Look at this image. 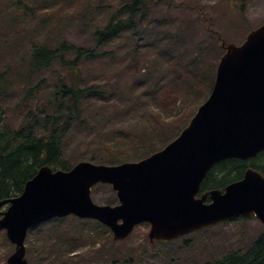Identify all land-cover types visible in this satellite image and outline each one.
<instances>
[{"label":"rangeland","instance_id":"rangeland-1","mask_svg":"<svg viewBox=\"0 0 264 264\" xmlns=\"http://www.w3.org/2000/svg\"><path fill=\"white\" fill-rule=\"evenodd\" d=\"M23 1L29 3V7L34 10L27 12L22 7H12L9 0H0V73H5V84L9 82L14 85L16 93L20 95L11 102V109H8L4 118L15 127L19 126L20 119L24 116L22 110L25 103L33 106L36 102L39 104V98L32 102L23 97L26 87L24 84L27 81V87H31L39 80L45 79L39 96L41 102L46 105L50 99V94L44 92L46 83L53 84L48 89L52 90L58 81L57 78L63 77L66 78L65 81L70 82L68 71L59 64L37 74L30 73L29 53L25 51V43L36 40L43 44L46 42L56 45L59 41L67 39L82 46L92 45L91 32L96 25L102 23L109 9L113 10L127 0ZM145 2L149 6L150 22L144 20L142 27H146L147 31L139 37L136 35L138 49L135 48L134 37L123 42H120L119 38L112 44L114 53H109L108 57L103 59H99L102 56L84 59L80 67L76 68L77 72L80 70L79 78L85 84H92L95 79L105 80L106 83L103 84L102 100L90 104L86 102L89 104L83 112L86 122L74 126L63 139L64 154L72 165L81 160L105 164L120 163L108 158V149L99 147L100 138L107 135L112 138L115 137L113 135H116V138L119 134L130 135L135 139L115 146L117 153L124 156L123 161H138L152 154L145 140L153 141L155 144L150 146L156 151L161 150L188 125L198 107L211 93L219 61L225 52L220 47L221 40L218 46L214 47L218 34H212L213 31L224 35L226 43L241 44L252 29L264 23V0ZM101 4L107 6L106 11H101ZM159 34L163 36L160 38ZM204 48L208 50L200 51ZM69 58L74 59L75 53H69ZM168 59L174 66L186 67L189 75L195 67L192 63L194 60L199 61L197 66L201 69H208L210 66L212 70L216 63V69L212 71V81L198 78L200 84L196 85L197 94L195 86L192 87L193 92L191 87L188 90L186 83L182 85L177 79L171 82L172 78H167L170 69ZM148 72L155 75L152 87L154 89L152 92L140 91L141 99L139 96L134 97L137 93L133 90L148 87L132 84V90L130 79L136 80V74L144 76ZM146 80L150 79L146 77ZM165 86L176 90L175 93L183 94L182 98L177 99L173 110L170 109L171 105H164L162 88ZM8 92L13 93L14 88ZM120 94L124 96L120 98ZM67 103L69 102L66 100ZM33 109L35 110L34 107ZM46 111L47 114L53 112L51 105ZM147 117L150 121L146 120ZM161 130L167 138L161 135ZM99 153H104L107 159H101ZM92 195L97 203H114L117 198L109 184L96 186ZM63 219L64 222H58L60 225L57 236L52 237L49 234L54 232V225H50L49 229L43 226L33 229V233L26 240V255L30 264H108L109 261L111 263L125 256H132L133 264H204L224 255L232 248L251 244L264 228L258 218L251 216L199 230L172 243L160 241L152 244L148 239V223L136 227L128 239L115 241L112 232L106 231L91 219H78L75 216ZM65 225L72 227L74 231L81 229L99 232L97 240L96 235L92 233L96 244L90 245L86 235V240H77V247L73 248L75 243L70 240ZM13 250L14 244L8 240L4 231H0V264H6L7 257ZM70 250L74 252L68 254ZM140 252L142 258L139 257Z\"/></svg>","mask_w":264,"mask_h":264},{"label":"water","instance_id":"water-1","mask_svg":"<svg viewBox=\"0 0 264 264\" xmlns=\"http://www.w3.org/2000/svg\"><path fill=\"white\" fill-rule=\"evenodd\" d=\"M223 46L211 94L161 150L114 165L89 160L68 170L43 165L20 195L0 199V231L15 245L7 264H29V229L69 214L100 220L115 240L149 222L153 242L251 215L264 224V174L253 167L225 189L199 195L215 164L248 160L264 150V23L243 43L223 41ZM98 183H112L120 203H96L91 193Z\"/></svg>","mask_w":264,"mask_h":264},{"label":"trees","instance_id":"trees-1","mask_svg":"<svg viewBox=\"0 0 264 264\" xmlns=\"http://www.w3.org/2000/svg\"><path fill=\"white\" fill-rule=\"evenodd\" d=\"M9 3L12 7H22L27 12L29 10H34L29 7V3L23 0H9ZM100 7L103 12L107 9L105 4H101ZM148 10L149 6L146 4L145 0H127L125 3L114 7L113 10L109 9L102 23H98L91 32V37L93 39L92 45L82 46L68 41L67 39L59 41L56 45H50L46 42L43 44L41 42H36V40L29 41V43L26 42L25 51L29 53L28 68L30 73L37 74L45 69L52 68L55 64H59L68 71L70 82L65 81L66 78L63 77L57 78L58 81L52 90L48 89L52 87L53 84L46 83L44 92L47 91L50 94L49 104L46 105L43 101L41 102V96H39L45 79L39 80L31 87H27V83H29L27 81V83L24 84L26 87L23 97L25 100L30 99L29 101L32 102L39 98L40 105L37 102L34 106L33 104L25 103L22 110L24 116L20 119L18 127L11 125L7 118H4V115L6 116L8 109H11V102H14V99L20 95L16 93L17 89L14 85L12 86L9 82L5 84V73H0V199L11 198L21 194L27 181L34 177L43 165H51L56 169L68 170L71 168L72 164L64 154L63 139L65 136H68V133L74 126H80L86 122V116L83 114L86 106L90 103L102 100L103 84L106 83L105 80L101 81L95 79L96 81H92V84H85L79 78L81 74L80 70L77 72L76 68L80 67V63L84 61V59H94L100 56L102 57L99 59H103L108 57L109 53H114L115 48L112 49V44L117 39L120 38L119 41L123 42L132 37L135 39L137 34L139 37L145 33L147 29L146 27L143 28L142 25L144 20L150 22V19L148 20V14L150 13ZM201 12L202 11H200V13ZM202 16H204V13H202ZM212 34H218V37L215 38L216 41H214V47L216 48L218 42L221 40L220 36L222 38L225 37H223L224 35L220 34V32L217 33L216 31H213ZM158 36L161 38L163 35L161 36V34H159ZM138 47L135 39V48L138 49ZM136 49H134V51H136ZM205 50L208 49L204 48L200 51L205 52ZM69 53H75V58H69ZM168 62L170 69L168 70L167 78H172L171 82L177 79L182 85L186 83L189 86L188 90H190V87L192 88L195 86L196 94L198 92L196 85L200 84L198 83L199 80L212 81V71L216 69V63L213 65L214 68H212V70L210 66H208V69H201L197 66L199 61L194 60L192 63L195 67L192 68L191 75H189L186 72V67L174 66L170 63L171 61H169V59ZM114 68H116V65H114ZM109 75H112V73ZM145 75L136 74V80L130 79L129 85L131 89L132 84H137L138 86L143 84L145 87H148L147 89H132L137 93L134 97L139 96L141 99V95L139 94H142L145 90L152 92L154 89H152V87L155 75H151L149 72ZM146 77L152 81L146 80ZM190 81L192 82L189 83ZM11 88H14V92H11L12 95L8 92ZM175 92L176 90L171 89L170 86L162 88V98L165 101L164 105H171V110L175 108L177 99L182 98L183 95H181V92ZM122 96H124V94H120V98ZM66 100L69 103L66 104ZM49 105H51L53 109L51 114H47L46 111ZM146 120L150 121V118L147 117ZM162 132L163 130H161L160 133L164 136ZM131 133L133 134L134 132ZM113 136L115 137L112 138V136L109 135L102 136L100 138L99 147L105 150L108 149V158L110 160L122 162L124 156L117 153L116 149H114L115 146L128 143V140L131 141L135 139L130 135L121 136V134H119L117 138L116 135ZM164 137L167 138V135ZM145 144L148 146L150 153L156 151V149L150 146L155 144L153 141L145 140ZM99 155L101 159H107L104 153H99ZM145 157L146 156L143 158ZM94 158L97 157L94 156ZM249 167H253L264 174V150L255 158L248 160L230 158L217 163L207 174L202 184V189L204 191L224 189L230 183L243 178ZM250 217L251 216L247 218ZM46 224L47 223H44L42 226L46 228ZM55 225L53 229L54 232H49L52 237L59 234L58 226L60 224L57 223ZM65 227L70 240L75 243L73 248L77 247V240L85 241L86 235L89 237L90 244H96L94 242L95 238L92 237V232L81 229L74 231L72 227H68L67 225H65ZM102 227L110 232L107 227ZM94 234H96L97 240L99 232H95ZM72 252L74 251L70 250L68 254ZM119 254L122 255V252ZM139 257L142 258V252L139 253ZM122 259L111 261V264H133L132 256H125V258L122 257ZM107 263H110V261ZM204 264H264V228L252 240L251 244L244 247L232 248L224 255L217 256Z\"/></svg>","mask_w":264,"mask_h":264},{"label":"flooded vegetation","instance_id":"flooded-vegetation-1","mask_svg":"<svg viewBox=\"0 0 264 264\" xmlns=\"http://www.w3.org/2000/svg\"><path fill=\"white\" fill-rule=\"evenodd\" d=\"M114 191V190H113ZM115 192V191H114ZM115 195H116V192H115Z\"/></svg>","mask_w":264,"mask_h":264}]
</instances>
